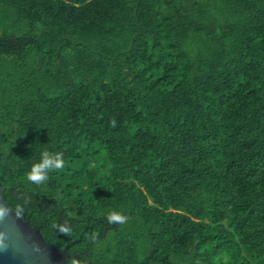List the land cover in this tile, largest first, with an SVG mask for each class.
<instances>
[{
    "label": "trees",
    "instance_id": "1",
    "mask_svg": "<svg viewBox=\"0 0 264 264\" xmlns=\"http://www.w3.org/2000/svg\"><path fill=\"white\" fill-rule=\"evenodd\" d=\"M0 185L68 264H264V0H0Z\"/></svg>",
    "mask_w": 264,
    "mask_h": 264
},
{
    "label": "water",
    "instance_id": "2",
    "mask_svg": "<svg viewBox=\"0 0 264 264\" xmlns=\"http://www.w3.org/2000/svg\"><path fill=\"white\" fill-rule=\"evenodd\" d=\"M0 185V264H68L67 249L48 244L2 196Z\"/></svg>",
    "mask_w": 264,
    "mask_h": 264
},
{
    "label": "clouds",
    "instance_id": "3",
    "mask_svg": "<svg viewBox=\"0 0 264 264\" xmlns=\"http://www.w3.org/2000/svg\"><path fill=\"white\" fill-rule=\"evenodd\" d=\"M64 167L65 159L62 152L42 150L36 161L31 164L27 179L30 182L40 184L48 180L49 173L62 170ZM109 219L112 222H125L124 215L118 209H114L109 213Z\"/></svg>",
    "mask_w": 264,
    "mask_h": 264
}]
</instances>
